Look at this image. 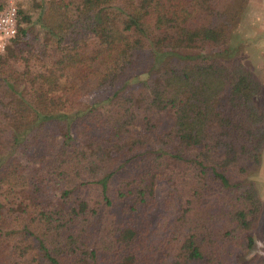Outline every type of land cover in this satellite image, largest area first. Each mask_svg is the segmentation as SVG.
Returning a JSON list of instances; mask_svg holds the SVG:
<instances>
[{
    "label": "trees",
    "instance_id": "obj_1",
    "mask_svg": "<svg viewBox=\"0 0 264 264\" xmlns=\"http://www.w3.org/2000/svg\"><path fill=\"white\" fill-rule=\"evenodd\" d=\"M246 3L16 10L0 54V264H225L253 246L264 114L230 44Z\"/></svg>",
    "mask_w": 264,
    "mask_h": 264
},
{
    "label": "rangeland",
    "instance_id": "obj_2",
    "mask_svg": "<svg viewBox=\"0 0 264 264\" xmlns=\"http://www.w3.org/2000/svg\"><path fill=\"white\" fill-rule=\"evenodd\" d=\"M39 2L41 0H0L2 8L11 3L16 10L31 14L32 19L35 18L38 11L35 8V3ZM32 31L36 36L39 35L37 27H34ZM8 43H10L9 39L6 41L4 48L0 50V54L3 53ZM33 43L35 45L39 44L38 41H33ZM230 44L237 47L240 61L260 82V90L256 94L254 101L264 114V3L259 0H247L238 22L230 31ZM77 95L78 100L86 104L102 98L100 93L95 91H78ZM250 178L253 180L263 203L257 226L251 233L254 244L249 250L234 254L231 260H228L225 264H255L260 257L264 256V146L261 151L259 165L251 173ZM155 197L157 202L158 189L155 190ZM156 202H154L155 204L152 205L148 213V220L151 223H154L159 213Z\"/></svg>",
    "mask_w": 264,
    "mask_h": 264
},
{
    "label": "built area",
    "instance_id": "obj_3",
    "mask_svg": "<svg viewBox=\"0 0 264 264\" xmlns=\"http://www.w3.org/2000/svg\"><path fill=\"white\" fill-rule=\"evenodd\" d=\"M16 8L9 3L0 9V50L5 46L8 39L16 33Z\"/></svg>",
    "mask_w": 264,
    "mask_h": 264
},
{
    "label": "crops",
    "instance_id": "obj_4",
    "mask_svg": "<svg viewBox=\"0 0 264 264\" xmlns=\"http://www.w3.org/2000/svg\"><path fill=\"white\" fill-rule=\"evenodd\" d=\"M260 2L264 3V0H259Z\"/></svg>",
    "mask_w": 264,
    "mask_h": 264
}]
</instances>
